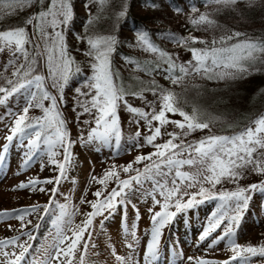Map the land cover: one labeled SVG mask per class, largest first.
<instances>
[{"label":"snow or ice","instance_id":"1","mask_svg":"<svg viewBox=\"0 0 264 264\" xmlns=\"http://www.w3.org/2000/svg\"><path fill=\"white\" fill-rule=\"evenodd\" d=\"M143 6L163 11L166 0H144ZM84 8L87 20L83 31L74 36L85 46L81 49L72 47L69 40L76 20L74 0H0V22L30 10L19 23L0 24V107L11 117L5 142L0 145V164L9 146L19 141L26 149L24 169L40 156V171L53 173L43 179L37 176L20 181L12 189L45 194L49 199L43 205L0 210V218L19 221V228L7 225L16 235L0 238V264H99L92 259L101 254L98 237H103L114 264H158L162 250L167 248L166 242L162 243L165 229L211 201L217 202L215 209L206 216L196 243L204 246V252L224 251L227 255L224 259L188 256L187 264H264V240L257 244L238 242L254 196L258 193L264 197V180L241 183L250 175L264 176V112L245 116L244 122L238 123L212 115L194 102L210 96L209 108L227 107L232 97L218 92L230 93L237 82L264 74V36H250L219 22L222 15L243 21L253 10H264V0H201L200 5L191 4L187 35L159 32L161 39L191 54L187 61L160 47L153 30L135 29L128 46L147 56L123 57L127 77L114 63L123 43L116 27L129 15L127 0H86ZM173 11L182 14L184 8L177 6ZM194 31L222 34L209 39L193 35ZM73 51L88 58L86 66L91 72L72 88L76 94L71 109L78 129L75 139L63 110L66 89L83 74ZM157 77L167 83L162 84ZM201 81L223 83L224 88L209 89ZM17 97L23 104L10 111ZM129 97L142 106H133ZM32 110L41 114L30 115ZM121 110L130 114L129 122L136 125L128 138V150L138 154L126 164L106 167L102 175L90 173L91 182L99 186L92 192L94 199H88L85 191L79 205L68 197L65 203H58L55 198L62 195L63 182L71 179L76 183L70 173L78 166L73 151L77 144L85 150L96 143L105 146L115 142L120 147ZM169 114L181 119H172ZM217 123L233 131L218 134L214 131ZM169 126L173 130L169 131ZM205 130L207 134L189 139ZM146 147L152 151H139ZM141 198L151 201L146 210L150 229L138 234ZM80 205L86 206L85 210ZM51 214L55 215L54 231L34 250L41 224L33 225L28 217L40 221ZM117 215V234H122L127 249L124 254L117 251L108 231ZM76 217H81L79 222ZM141 235L145 238L142 249ZM222 243L224 248L220 249ZM137 251L141 252L140 259Z\"/></svg>","mask_w":264,"mask_h":264},{"label":"rangeland","instance_id":"2","mask_svg":"<svg viewBox=\"0 0 264 264\" xmlns=\"http://www.w3.org/2000/svg\"><path fill=\"white\" fill-rule=\"evenodd\" d=\"M184 1V0H183ZM170 9V8H169ZM171 10V9H170ZM140 13L146 15L147 11H143L141 9H137ZM81 14H85L87 16L85 8H81L79 11ZM172 13V12H170ZM174 15H172L173 17ZM180 25H178V29L181 31L183 35H187L188 31L185 30L187 26L184 24L182 18ZM175 22V20H174ZM173 22V23H174ZM251 32L255 31V29L251 28ZM251 32L249 34H251ZM211 32L206 33V35H210ZM215 36V35H213ZM74 54V52H73ZM179 56H183L182 51L178 52ZM82 52L77 53L74 55L76 59L80 58ZM2 62V60H0ZM258 75H254L247 80L237 82L236 85L233 87L230 93L228 92H218L217 95L223 96H231L232 100L230 104L225 107L221 106L219 108L211 107L209 108V102L211 97L206 96L202 98L201 105L203 108L208 110L209 112L217 111L219 112V116L225 121H232L234 117L241 114L246 108L247 103V95L245 94L246 87L251 83V79L254 80ZM260 77V76H259ZM161 81H164L162 77H160ZM257 82V81H255ZM263 82V81H261ZM167 83V82H166ZM205 83V86L209 89L211 88H218L223 89V83H216L212 87L208 85V82ZM20 104H18L15 108V111L18 109ZM230 108V109H228ZM34 111V110H32ZM0 114L6 115L5 120L0 123V145H2L5 141L3 139L4 135L6 134L7 128L6 125L11 121V117L8 116L5 112L3 107H0ZM75 117L74 113H70V119L73 120ZM130 114L121 110V120L125 123V131H123V137H126L129 133L130 126L133 130H136V125L129 122ZM75 119V118H74ZM1 121V120H0ZM75 122V120H74ZM73 121L70 122V128L72 131V138L75 139L78 134V129L73 125ZM220 124V123H218ZM142 130V128H141ZM87 133V129H85V135ZM127 146L123 149V155L118 156V158H109L106 160L105 156L98 155L100 150V144L96 143L95 145H90L88 150L81 148L78 144L74 147L73 151L77 155L78 159V166L70 173V176L76 180V183L73 184L71 179L68 181L63 182L60 186V191L62 192V196L68 197L72 204L79 205V200L82 194L87 191L88 199H94L92 196V192L96 190L98 185H95L90 180V173L93 175H102L103 170L106 167L111 166L112 164H126L127 162L131 161L135 154L138 153L137 151H129L128 149L131 147L130 143L127 141ZM150 148H143L142 152L149 151ZM24 152L25 150L22 149L20 144H14L13 149H9L8 153L6 154V159L2 164H0V210H8L11 211L13 209H21L26 208L32 204L40 203L46 204L48 203V195L39 194V193H32L28 190H20V191H13L12 189L16 186L20 181H24L28 178H39L43 179L45 177H49L53 175L51 171L45 169L43 172L40 171V156L32 162V165L24 169L22 167V161L24 159ZM122 152V150H121ZM97 154V155H96ZM41 156L43 153L41 152ZM187 170V169H186ZM46 187H51L47 185ZM64 197V198H65ZM62 203H65V199L62 200ZM208 203V202H207ZM205 203L203 206V213H199L200 215L194 218L193 214L188 213L184 214L187 218H184V215L180 218V222L174 224L170 229L166 228L164 231V238L162 243L166 242L167 248L166 250H162L160 260L158 264H187L186 257L188 256H200L206 255L213 258L224 259L223 256L227 255L224 251H216V252H204L203 245L197 246V236L199 232L202 230V227L206 223V216L210 213V211L215 209V201L210 203ZM151 204L150 199L141 198L138 207L140 208L142 219L138 222V234L147 232L150 229V217L147 214V207ZM81 210H85L86 206L80 205ZM159 208H155L158 211ZM48 215L44 217L43 220L37 221L36 218L28 217L32 219L33 225L39 222L41 227L39 228L37 235V240L34 244V250H38L40 246L44 245L45 241L49 239V234L54 231L52 224L48 221ZM129 217L131 222L132 217V209H129ZM81 217H76V221L79 222ZM120 217L117 215L113 222L109 223L108 231L112 235V243L115 245L117 251L120 254H124L127 249L124 246L122 240V234H117L118 228L117 225L119 223ZM8 224H12L14 228H17L19 225V221L11 217H4L0 218V238L4 237H11L16 235V231H10L7 228ZM31 227V226H30ZM249 234L246 236L247 238L244 239L245 242L252 241L256 242L260 239L262 233H264V229L261 227L251 226L248 228ZM261 233V234H260ZM263 238V237H262ZM261 238V239H262ZM144 236L141 235V249L143 248V240ZM97 242L99 245L98 250L101 252L99 256L92 257L93 260L99 262V264H114V258L110 256L105 241L103 237H98ZM174 245V246H173ZM223 249L224 246L219 247ZM179 253V255H178ZM137 259H140L141 252L137 251L136 253ZM101 260H106L105 263L101 262Z\"/></svg>","mask_w":264,"mask_h":264},{"label":"trees","instance_id":"3","mask_svg":"<svg viewBox=\"0 0 264 264\" xmlns=\"http://www.w3.org/2000/svg\"><path fill=\"white\" fill-rule=\"evenodd\" d=\"M86 2V0H74V6H75V13H76V20L74 22V28L72 33L69 35V40L70 43L72 45V47L74 48H81L83 49L85 46L77 43L74 39V36L77 32H82L83 31V25L87 20V16L85 14H81L79 11L81 10V8L84 7V3ZM120 0H116V3H119ZM157 3H159V0H157ZM201 0H175V2H173V0H166V6L164 7L163 11H154V10H150L146 7H144V0H127V5H128V9H129V15L126 17V19H124L123 21H121V23L116 27V34L118 35V38L123 41V43L119 46L118 48V54L114 57V63L116 65V67L121 68L122 70V74L127 77L129 75V71L124 69L123 66V57L125 55H129L132 56L134 58H139V59H143L147 56V54L142 53L140 50L138 49H134L129 47V43H131V38L134 34V30L137 28H144L147 27L148 29L153 30V32L155 33L154 35V40L155 42L162 48L166 49L169 52H175L178 53L180 51H182L183 56H179L181 61H187L188 59H190V53L185 52L182 48L177 47V45L167 41V40H163L160 38L159 36V32L160 31H171L176 33L177 35H183L181 33V31L178 29V25H180L181 20H179V18H182V20L184 21V24L187 26V28L185 30H187L189 28V24H188V15H189V8L191 4H197L200 5ZM167 4H171L172 7H168ZM177 6H182L184 8V12L182 14H176L173 9ZM171 10H170V9ZM137 9H141L142 12L143 11H147L145 13H147L146 15L140 13V11H137ZM201 11H205V9L203 7L200 8ZM30 11V10H28ZM28 11L21 13L19 16L17 17H9L7 18L6 21L4 22H0V24L3 23H7V24H16L19 23L27 14ZM113 11H116V9H114ZM172 12V13H170ZM172 15H174L172 17ZM158 18V19H156ZM175 20V22H174ZM174 22V23H173ZM219 22L223 25H225L226 27H231L234 28L236 30H240L242 32H247L248 34L251 32V28L255 29V31L251 32V34H249L250 36H255V37H260V36H264V10H253L251 13H249L246 17L245 20H239L238 18H233L232 16H221L219 18ZM114 23V21H113ZM195 36L198 37H204V38H209L211 39V37H213V35L215 36H219L220 34H222L220 31H216V32H211V34L208 36L206 35V33L202 32V31H194L192 33ZM197 47H202L201 45H196ZM74 54L76 55L79 52H75L73 51ZM87 59L83 53L81 55L80 58L77 59V61L80 62V66L83 69V74L80 76H77L76 79L73 81L72 86L69 89H66V98H67V104L64 106L63 110L65 113V117L69 120V122L73 121L74 122V118L73 120L70 119V113H73L71 111L73 105H74V97H75V92L72 90V88L79 86L80 83L84 82V76L86 75H90V69L87 68L86 66V62ZM258 77H256L254 80L251 79V83L246 87L245 90V94L247 95V103H246V108H244V111L237 115L236 117H234L233 120H236L238 123H243L244 120L243 118L245 116H252L254 114H258L260 112H264V92L261 91V89H264V74H257ZM260 76V77H259ZM157 79L162 83V84H166V81H161L160 77H157ZM257 81V82H255ZM263 81V82H261ZM209 86H213L215 85V82H208ZM129 102L133 104V106H142L141 102L138 100H134L133 98L129 97ZM149 99H152L151 95H149ZM202 99V98H201ZM199 99L198 101H194V102H198L200 105L202 102V100ZM47 103V102H46ZM20 104V106L23 104V101L20 97L16 98V103H14L12 105V107L9 109L10 111H15L16 106ZM202 106V105H201ZM230 109V108H228ZM186 110H190V109H186ZM7 114V113H6ZM40 111L39 110H34L30 113V115H40ZM75 114V113H74ZM212 115H219V112H217L216 110L211 112ZM170 118L172 119H181V117L177 116H172L171 114ZM0 116H3V119H0V123L3 122L5 120V117L7 118L6 115L0 114ZM87 118L82 117V119ZM131 120V117L129 119V121ZM121 124H122V130L125 131V123H123V120H121ZM76 127V124L74 122L73 124ZM70 126V124H69ZM77 128V127H76ZM168 130L171 131L172 126L168 127ZM143 131V128H142ZM214 131H216L218 134H231V132L233 131V129H228V128H222L221 124H218L215 126ZM135 130H133L130 126V130L129 133L127 134L126 137H123L122 141H121V145L119 148L116 147L115 142H113L111 145H105V146H100V150L98 155H102L105 156L106 160L111 158H118V156L120 157V155H123V149L128 145L127 141L128 138L130 136H132L134 134ZM207 134V130H205L204 132H197L194 133L192 137H189V139H193V138H199L202 135ZM124 136V135H123ZM165 139H167V137H165ZM158 142H162V141H158ZM15 143H19V141H16ZM122 150V152H121ZM140 152L143 151V149L139 150ZM149 151H152V149L150 148ZM149 151L143 152V153H147ZM117 152H119V154H117ZM138 153H136L135 155H137ZM97 155V154H96ZM25 159V157H24ZM260 180H264V176H257V175H250L248 177H246L243 181H241L242 184L244 185H248L254 182H258ZM219 187V186H218ZM224 187L226 188H232V185H225ZM192 191H196V189H193ZM60 193H62L60 191ZM65 196L62 195H58L55 199L57 200L58 203H62V200L65 199ZM159 198V197H158ZM262 205H264V197H262L260 194H256L253 198V201L251 203L250 209L248 214L246 215L244 222L241 226V229L239 230L238 233V242L241 244H245L248 242H251L252 244H257L259 242H261L262 240H264V233H260L261 235L258 236L260 237V239L256 242H252V241H247L245 242L244 239L247 238L246 236L249 234L248 232V228L251 226H255V227H261L264 229V207H262ZM156 208H159L158 206ZM160 210V209H158ZM192 212L195 213L196 217H198L201 213H203V205H201L198 209L193 210ZM200 213V214H199ZM48 222L52 224L53 226V220L55 219V215L51 214L48 215ZM195 217V218H196ZM17 228H19V225L17 226ZM263 237V238H262ZM262 238V239H261ZM224 246V244H220L218 247H222ZM101 262L105 263L106 260H101Z\"/></svg>","mask_w":264,"mask_h":264}]
</instances>
